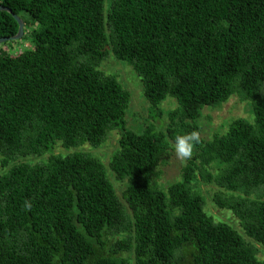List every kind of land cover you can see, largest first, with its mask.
I'll return each mask as SVG.
<instances>
[{"label":"trees","instance_id":"1","mask_svg":"<svg viewBox=\"0 0 264 264\" xmlns=\"http://www.w3.org/2000/svg\"><path fill=\"white\" fill-rule=\"evenodd\" d=\"M0 5L24 19L32 44L13 55L16 40L0 44V264H264L255 245L264 246V0H112L107 11L105 0ZM18 31L0 10V38ZM111 53L143 82L155 122L141 131L127 126L131 92L100 68ZM236 93L251 101L254 122L238 117L201 139L182 179L161 189L157 168L176 136L200 131L203 107ZM168 96L179 107L165 125ZM112 131L121 138L109 167L127 181V208L88 152L20 161L57 141L102 147ZM213 163L223 165L216 175ZM198 175L219 186L213 201L243 235L205 211Z\"/></svg>","mask_w":264,"mask_h":264},{"label":"rangeland","instance_id":"2","mask_svg":"<svg viewBox=\"0 0 264 264\" xmlns=\"http://www.w3.org/2000/svg\"><path fill=\"white\" fill-rule=\"evenodd\" d=\"M112 0H105V9L109 8L110 2ZM14 48L8 49V53L15 54L20 50L26 47H32V44L29 40L24 38L16 40L11 43ZM9 47V45H7ZM100 68L109 74L116 75L121 82H123L125 87L131 92L132 100L129 106V110L127 113L128 119V127L137 131H141L148 122H155L149 116V103L144 94V87L141 78L138 76L134 68L128 63L117 59L113 53H111L100 65ZM179 107V103L176 98L172 96H168L160 105V109L162 110V120L166 125L169 121L168 113L171 110H175ZM243 117L249 120L250 122H254V111L253 106L250 100L244 99L239 93L232 95L226 102L217 105V106H204L202 109V115L197 120V123L200 126V136L201 139H211L215 134H221L227 131L230 123L238 118ZM157 123V122H156ZM162 128V125L158 126ZM121 138V134L119 131H112L109 133L108 138L102 147H94L88 143H85L80 146L67 148L63 146L60 141H57L54 144V147L47 151L42 155H28L24 158L20 159V161H26L29 163H43L48 160V158L52 155L62 154H73L75 152L85 151L90 153L91 155L98 157L102 160L107 168V173L109 178L111 179L119 197L122 199L124 205L127 208V203L123 198V190L126 185L124 181H120L116 179L112 170L109 167L110 160L114 153L119 149V140ZM174 143L171 144V155L169 159L162 163L157 171L159 173V186L163 190H167L168 186L176 181L182 179V172L184 166L187 164V161H182L178 159L175 155L173 149ZM88 146L92 149L84 150L82 147ZM100 147V148H99ZM222 164L213 163L210 167L213 175H216L221 168ZM2 171V166L0 164V173ZM6 171V169L4 170ZM196 191L201 193L205 198V211L214 217L216 221L227 222L236 228L242 235L244 234V230L240 225V221L233 214V212L227 208H221L213 201L214 194L219 190V186L215 182H210L202 179L200 175L197 176L196 180L192 184ZM258 189H262L260 187ZM256 191L251 195V197H256ZM123 236V235H122ZM122 236H118L117 238H121ZM255 242V241H254ZM258 249V255L260 258L264 259V246L259 243H255Z\"/></svg>","mask_w":264,"mask_h":264},{"label":"clouds","instance_id":"3","mask_svg":"<svg viewBox=\"0 0 264 264\" xmlns=\"http://www.w3.org/2000/svg\"><path fill=\"white\" fill-rule=\"evenodd\" d=\"M201 136L198 130H192L185 134L176 136L173 149L178 159L182 161L190 160L193 157L195 147L200 143ZM32 202L26 199L24 201V208L31 210Z\"/></svg>","mask_w":264,"mask_h":264},{"label":"water","instance_id":"4","mask_svg":"<svg viewBox=\"0 0 264 264\" xmlns=\"http://www.w3.org/2000/svg\"><path fill=\"white\" fill-rule=\"evenodd\" d=\"M0 10H5V11H8L10 13L13 14L14 18L18 21L19 23V31L16 35H13V36H10V37H2L0 38V44L1 43H4V42H7V41H15V40H19L23 37L24 33H25V21L24 19L13 12V10L7 6H4V5H0Z\"/></svg>","mask_w":264,"mask_h":264}]
</instances>
